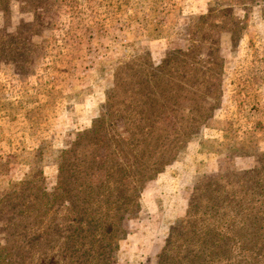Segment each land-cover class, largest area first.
<instances>
[{"label": "rangeland", "instance_id": "374dc122", "mask_svg": "<svg viewBox=\"0 0 264 264\" xmlns=\"http://www.w3.org/2000/svg\"><path fill=\"white\" fill-rule=\"evenodd\" d=\"M176 56L179 70L195 56L188 106L210 114L142 186L110 264H264V0H0V192L30 168L50 190L54 150L114 84ZM8 214L0 264L20 259L27 236L3 229Z\"/></svg>", "mask_w": 264, "mask_h": 264}, {"label": "trees", "instance_id": "16d2710c", "mask_svg": "<svg viewBox=\"0 0 264 264\" xmlns=\"http://www.w3.org/2000/svg\"><path fill=\"white\" fill-rule=\"evenodd\" d=\"M177 52L189 56V51ZM174 58H162L155 68L170 66L158 73L125 78L124 90L114 84L90 125L75 133L68 148L54 150L56 176L50 190L42 169L30 168L0 192V212H9L3 229L27 232L19 246L20 259L8 264L111 263L114 244H109L138 213L140 189L170 163L176 149L210 114L188 106L190 94L184 85L196 73L191 68L198 63L195 56L181 70L172 67L178 60ZM197 78L201 102L209 95L203 76ZM61 231L66 235L57 237ZM104 251L109 255L102 256Z\"/></svg>", "mask_w": 264, "mask_h": 264}]
</instances>
